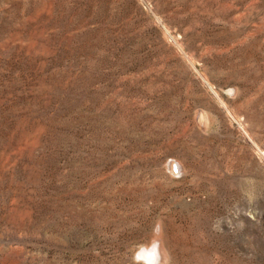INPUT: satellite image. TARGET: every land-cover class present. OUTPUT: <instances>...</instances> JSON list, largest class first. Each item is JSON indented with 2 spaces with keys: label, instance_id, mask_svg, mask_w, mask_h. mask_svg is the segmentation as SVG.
Returning a JSON list of instances; mask_svg holds the SVG:
<instances>
[{
  "label": "rangeland",
  "instance_id": "obj_1",
  "mask_svg": "<svg viewBox=\"0 0 264 264\" xmlns=\"http://www.w3.org/2000/svg\"><path fill=\"white\" fill-rule=\"evenodd\" d=\"M0 264H264V0H0Z\"/></svg>",
  "mask_w": 264,
  "mask_h": 264
},
{
  "label": "bare ground",
  "instance_id": "obj_2",
  "mask_svg": "<svg viewBox=\"0 0 264 264\" xmlns=\"http://www.w3.org/2000/svg\"><path fill=\"white\" fill-rule=\"evenodd\" d=\"M159 254H161L162 256H165V254H164V251L163 250H161L160 249V253ZM148 257V256H147ZM149 259H151L150 261H154V259H155V256H154V254H150V256L148 257ZM144 260V259H143ZM156 260V259H155Z\"/></svg>",
  "mask_w": 264,
  "mask_h": 264
}]
</instances>
